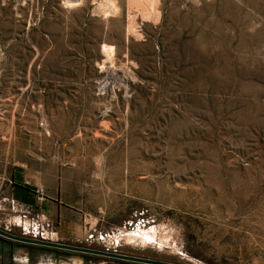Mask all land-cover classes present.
I'll list each match as a JSON object with an SVG mask.
<instances>
[{"label":"rangeland","instance_id":"rangeland-1","mask_svg":"<svg viewBox=\"0 0 264 264\" xmlns=\"http://www.w3.org/2000/svg\"><path fill=\"white\" fill-rule=\"evenodd\" d=\"M24 163L110 252L264 264V0H0V177Z\"/></svg>","mask_w":264,"mask_h":264},{"label":"crops","instance_id":"crops-1","mask_svg":"<svg viewBox=\"0 0 264 264\" xmlns=\"http://www.w3.org/2000/svg\"><path fill=\"white\" fill-rule=\"evenodd\" d=\"M63 174L52 165L39 167L15 164L7 177H0V229L31 237L38 230L45 241L114 251L121 243L95 228L91 216L78 208L74 193H69ZM44 188V198L37 190ZM23 208L17 210L13 204ZM101 247V248H97ZM118 251V250H116ZM123 254V253H122ZM159 259L157 257L132 254ZM0 264H146L25 243L0 236Z\"/></svg>","mask_w":264,"mask_h":264},{"label":"water","instance_id":"water-1","mask_svg":"<svg viewBox=\"0 0 264 264\" xmlns=\"http://www.w3.org/2000/svg\"><path fill=\"white\" fill-rule=\"evenodd\" d=\"M0 236L11 239V240H15V241L25 242V243L43 245V246L71 250V251H78V252H83V253H90V254H95V255H102V256H106L110 258H117V259H122V260H127V261H133V262H140V263H146V264H182V263H176V262L151 259V258H146V257H139V256H134V255H127V254H122V253H117V252H110V251H105V250H100V249H95V248L76 246V245L65 244V243H60V242H50V241H45V240L32 239L28 237L15 235L3 229H0Z\"/></svg>","mask_w":264,"mask_h":264},{"label":"built area","instance_id":"built-area-1","mask_svg":"<svg viewBox=\"0 0 264 264\" xmlns=\"http://www.w3.org/2000/svg\"><path fill=\"white\" fill-rule=\"evenodd\" d=\"M44 188L43 187H40L38 190H37V194H38V199H42L44 198ZM13 206L19 210V209H22L23 207L21 205H18L17 203H14ZM29 234L31 237H28V238H32V239H38V240H44L45 238L42 237V236H39L38 234V230L36 228H31V230L29 231Z\"/></svg>","mask_w":264,"mask_h":264},{"label":"bare ground","instance_id":"bare-ground-1","mask_svg":"<svg viewBox=\"0 0 264 264\" xmlns=\"http://www.w3.org/2000/svg\"><path fill=\"white\" fill-rule=\"evenodd\" d=\"M99 12H104L105 14L108 13V12L115 13L114 6H112V4H107V6H104L103 8H100Z\"/></svg>","mask_w":264,"mask_h":264}]
</instances>
